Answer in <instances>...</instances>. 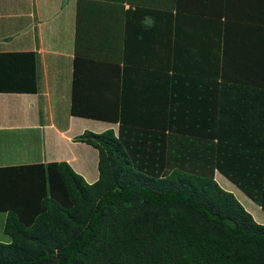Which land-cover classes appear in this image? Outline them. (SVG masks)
I'll list each match as a JSON object with an SVG mask.
<instances>
[{
    "label": "trees",
    "instance_id": "trees-1",
    "mask_svg": "<svg viewBox=\"0 0 264 264\" xmlns=\"http://www.w3.org/2000/svg\"><path fill=\"white\" fill-rule=\"evenodd\" d=\"M234 5L246 31L239 37L214 3L199 12L142 10L140 21L168 23V88L163 94L139 67L114 115L101 98L107 84L82 83L75 60L71 114L88 118L98 104L104 115L89 118L120 123L119 130L78 137L99 152L93 184L67 163L0 169V211L11 238L0 243V264H264V225L215 177L264 212V0ZM233 55L241 60L236 69L228 67ZM36 56L0 54V92L37 93ZM122 71L126 77L131 69ZM182 75L193 83L197 75V89L183 95L187 112L164 114L167 98L180 102ZM227 99L239 118L245 114L236 119L244 133H227Z\"/></svg>",
    "mask_w": 264,
    "mask_h": 264
},
{
    "label": "crops",
    "instance_id": "crops-1",
    "mask_svg": "<svg viewBox=\"0 0 264 264\" xmlns=\"http://www.w3.org/2000/svg\"><path fill=\"white\" fill-rule=\"evenodd\" d=\"M237 2L238 0H221L219 3L215 0H0V54H37L39 88L37 93L0 92V169L67 163L88 183H95L99 179V152L84 142H78V137L90 127L94 129L90 130L94 133H103L109 129L117 133L120 123L94 120V117L104 115L102 111L98 112V104L90 107L89 112L95 114L88 115V118L85 117L87 115L71 114L75 60H80L78 74L82 83L93 87L107 84L108 96L101 98L110 102L108 108L112 110L111 115H114L121 109L118 102L122 95L125 98L129 86L136 84L132 76L136 75L137 68L147 70L145 77L151 71L152 75L146 78L158 86L156 88L163 94L168 88V76L171 74L168 23L165 20L153 23L151 18L145 22L140 21L142 10L153 8L173 10L175 13L177 6H183L186 11V7H191L199 12L211 8L214 3L223 7V21H230L229 32L239 37L245 35L246 31L241 25L243 18L234 14L233 8ZM247 10L248 8L244 12V20ZM198 24L197 22V27ZM211 57L212 55L209 61ZM240 62L239 55H233L228 59V67L236 69L235 66ZM176 65L179 69L183 63L177 60ZM197 65L201 66L197 62L196 69ZM128 68L131 72L123 77L122 70ZM193 73H197V70ZM183 76L184 79L187 77L182 75L181 80H178L180 102L174 100L171 103L167 98L161 110L164 114L172 111L169 114L175 115L181 111V115H184L187 112L183 109L189 102L184 101L186 97L183 95L187 90L197 89V75H194V86L193 81H184ZM187 84L190 85L189 89H186ZM95 94L96 96H91L98 101L99 91ZM91 96L85 98V101H90ZM234 96L236 95L233 94V99ZM129 98L130 105L131 96ZM208 98L203 102H208ZM225 107L227 133H244L246 127L236 119H244L245 114L243 118H239L237 114L241 112L230 106L229 99L226 100ZM194 114L197 115V109ZM198 115L196 121L200 117ZM181 127H184L182 123ZM226 127H220L219 131L226 132ZM215 177L229 191L235 188L219 172ZM6 218L7 213L0 211V243L11 242V238L4 232Z\"/></svg>",
    "mask_w": 264,
    "mask_h": 264
},
{
    "label": "rangeland",
    "instance_id": "rangeland-1",
    "mask_svg": "<svg viewBox=\"0 0 264 264\" xmlns=\"http://www.w3.org/2000/svg\"><path fill=\"white\" fill-rule=\"evenodd\" d=\"M152 1V0H151ZM94 130L92 127L88 128V131ZM218 184L226 191L231 192L232 194L235 195V197L239 200V202L245 207V209L253 215L255 220L259 223L264 225V212L261 209L260 206L255 204L253 201H251L244 193H242L236 186L235 188L231 189H226L225 185L221 183V181H217Z\"/></svg>",
    "mask_w": 264,
    "mask_h": 264
}]
</instances>
